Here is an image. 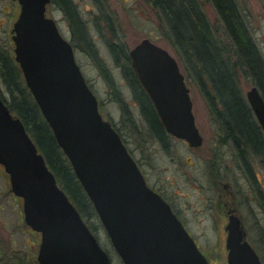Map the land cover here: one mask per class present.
Instances as JSON below:
<instances>
[{
    "label": "water",
    "instance_id": "95a60500",
    "mask_svg": "<svg viewBox=\"0 0 264 264\" xmlns=\"http://www.w3.org/2000/svg\"><path fill=\"white\" fill-rule=\"evenodd\" d=\"M15 61L54 136L92 201L124 264H208L169 204L145 182L136 160L100 109L72 43L47 16L51 0H18ZM137 80L161 125L199 147L189 88L176 58L149 38L130 51ZM245 98L264 133V98L251 85ZM0 163L23 199L25 222L41 234L40 264H112L46 163L22 120L0 95ZM227 264H263L240 219L229 215Z\"/></svg>",
    "mask_w": 264,
    "mask_h": 264
},
{
    "label": "rangeland",
    "instance_id": "374dc122",
    "mask_svg": "<svg viewBox=\"0 0 264 264\" xmlns=\"http://www.w3.org/2000/svg\"><path fill=\"white\" fill-rule=\"evenodd\" d=\"M235 1L264 60V0ZM73 2L86 26L83 34L85 41L90 42L89 45L82 42L77 37L78 34L73 35L71 22L58 4L52 3L48 6V16L56 20L66 39L78 44L75 49L77 61L100 102L102 114L120 129L148 184L164 194L168 202L175 207L209 264H227L224 229L227 216L226 212L214 204L220 185L214 181L216 175L211 165L213 163L220 166L221 182H228L232 187L231 191L235 193L232 200L226 191L222 194V200L228 201L229 207L240 215L246 237L264 264L262 207L253 198L254 194L247 191L250 185L232 157L236 153L227 147L230 144L225 147V143L219 140L222 134L213 122L195 69L184 67L175 48L165 38L163 27L158 23V16L156 17L151 9H147L142 0ZM20 8L15 0H0V50L5 53L8 51L13 58L15 43L11 29L16 16L11 23L9 18L10 14L19 12ZM202 10L214 28V36L224 39L227 44L222 23L214 7L207 2L203 4ZM143 38H149L164 47L178 61L190 90L195 124L203 138L200 147L190 148L182 140L169 135L166 136L167 149H164L157 138L150 134L133 90L122 75L123 59L117 61L111 50V45L116 43L130 50ZM98 60L105 64L103 66L113 77V84H109ZM196 71L199 69L196 68ZM237 82L245 97V92L252 85L250 80L239 72ZM0 88L8 94L1 77ZM119 99H123L127 104V110L122 107ZM255 164L256 167L259 166L258 187L264 192V170L259 161ZM91 222L95 225L94 231L101 246L110 255L111 263L124 264L100 218L94 217ZM40 243L41 234L25 222L23 199L12 192L10 176L4 166L0 165V264H40L37 259Z\"/></svg>",
    "mask_w": 264,
    "mask_h": 264
},
{
    "label": "trees",
    "instance_id": "16d2710c",
    "mask_svg": "<svg viewBox=\"0 0 264 264\" xmlns=\"http://www.w3.org/2000/svg\"><path fill=\"white\" fill-rule=\"evenodd\" d=\"M142 1L147 9H151L160 19L158 23L163 27L165 38L175 48L184 67L195 69L200 89L207 100L213 122L218 129L226 130L229 133L228 138L232 137L235 144H243L245 141L256 144L260 141L259 137L252 132L256 128L259 129V126L255 124L252 110L238 86L237 74L240 72L243 77L250 80L252 85L257 86L264 98V60L252 39L236 1ZM53 2L68 14L74 29L85 30L86 26L73 0H53ZM207 2L214 7L222 23L227 44L224 43V39H217L214 36V28L202 10L203 4ZM107 18L109 19L108 16ZM114 49L117 50L115 51L116 60L123 59L122 66L126 68L125 76L132 84L137 105L150 134L154 138L163 139L166 136L165 131L151 102L143 93L136 76L131 71L129 50L122 44L114 46ZM98 63L101 67L105 66L100 60ZM196 68L199 69L198 72ZM0 77L8 93L6 94L0 88L1 97L12 112L22 120L39 151L45 157L47 165L55 174L58 184L67 193L95 234V225L91 222L94 217L98 216L95 207L77 178L69 159L59 146L51 127L42 115L15 58L9 55L0 57ZM203 81L210 83V88L205 86ZM119 102L127 110L124 100L119 99ZM112 124L126 144L120 129L114 123ZM260 145H264V139ZM96 237L98 238L97 235Z\"/></svg>",
    "mask_w": 264,
    "mask_h": 264
},
{
    "label": "flooded vegetation",
    "instance_id": "af4514ba",
    "mask_svg": "<svg viewBox=\"0 0 264 264\" xmlns=\"http://www.w3.org/2000/svg\"><path fill=\"white\" fill-rule=\"evenodd\" d=\"M19 5H20V3H19V1L18 0H15ZM52 3H54L53 2V0H51V2H50V4H52ZM50 4H48V6L50 5ZM21 6V5H20ZM48 6H47V16H48ZM62 9V8H61ZM63 10V9H62ZM64 11V10H63ZM5 12V11H4ZM20 12H21V8H20V11L19 12H16V13H12V14H10V18H9V22L11 23L12 22V20L14 19V17L16 16V19H15V21L13 22V25H12V29H11V32L13 33V29H14V24H15V22L17 21V19H18V17H19V15H20ZM7 14H9L8 12H6ZM64 13L66 14V16L68 17V14L64 11ZM49 17V16H48ZM69 18V17H68ZM70 21V20H69ZM70 25L72 26V24L70 23ZM72 32H73V35L75 36H77V34H78V38L80 39V40H82V42H84L86 45H89L90 44V42H86L85 41V35L83 34V32H84V30L83 29H81V28H79L78 30H76V29H74V28H72ZM14 34V33H13ZM13 34H12V39H13ZM14 41V40H13ZM70 41V40H69ZM71 42V41H70ZM72 43V45H73V47H74V50L77 48V46H78V44L77 43H74V42H71ZM116 43V42H115ZM118 45V43H116V44H112L111 45V50H112V52H113V54H114V56H116V54H115V51H117L116 49H114V46H117ZM132 49V48H131ZM131 49L129 50V55H130V51H131ZM7 52L8 51H6V53L4 52V51H2V50H0V57H3V56H6V55H9V56H11L10 54H9V52H8V54H7ZM75 54H76V52H75ZM131 59V58H130ZM76 60H77V58H76ZM78 62V61H77ZM79 64V63H78ZM80 65V64H79ZM122 66V65H121ZM81 67V66H80ZM105 68L106 67H103L102 68V72H105L106 73V77H107V79H108V82L110 83V84H113V77H111V75L110 74H108V71H106L105 70ZM107 69V68H106ZM82 70V69H81ZM125 71H126V68L124 67V66H122V68H121V72H122V75H123V77H124V79L127 81V84H128V86L131 88V90H132V84L130 83V81L128 80V78H127V76H125ZM131 71L133 72V74L136 76V78H137V75H136V73H135V71L133 70V68H132V65H131ZM83 72V71H82ZM183 73V72H182ZM184 75V74H183ZM86 78V77H85ZM132 81V80H131ZM137 82H138V80H137ZM184 82H185V84H186V81H185V76H184ZM138 84H139V82H138ZM204 85L205 86H207L208 88H210V83H204ZM139 86L141 87V85L139 84ZM187 86V85H186ZM141 89H142V87H141ZM259 90V89H258ZM142 91H143V93L147 96V94L144 92V90L142 89ZM189 92H190V90H189ZM259 92H260V90H259ZM133 93V95H134V98H135V100H136V94L134 93V92H132ZM261 93V92H260ZM96 95V94H95ZM262 95V94H261ZM263 97V96H262ZM147 98H148V96H147ZM149 99V98H148ZM246 99V98H245ZM149 101H150V99H149ZM247 101V100H246ZM151 102V101H150ZM248 103V102H247ZM99 104H100V102H99ZM152 104V103H151ZM153 106V105H152ZM154 108V107H153ZM139 110H140V108H139ZM155 110V109H154ZM140 113H141V111H140ZM155 113H156V111H155ZM141 115H142V113H141ZM157 115V114H156ZM252 116H253V120L255 121V124L257 125V126H259V129H255V130H252V132H253V134L256 136L257 135V137H259V139L258 140H260V141H258L256 144H250V143H246V141L242 144H235V142H234V140H233V138L231 137V139L230 138H228V136H229V133L226 131V130H220V132H221V136H220V138H219V140H220V142H222V143H225V147L227 146V145H229V146H227V147H229L230 149H233L234 150V152L236 153V155L235 156H232L235 160H236V163H237V166H238V168H240L241 169V171H242V174H243V177H244V179L246 180V182H248V184L250 185L249 187H248V189H247V191H250L252 194H254V197L253 198H255L256 200H257V202L261 205V207H262V210H263V212H264V192L258 187V184L260 183V181H259V172H257L258 171V167L259 166H257L256 167V162L257 161H259L260 162V165H261V168L264 170V145H260V143H261V141H263V139H264V133H263V131H262V129H261V127H260V125H259V123L257 122V120H256V118H255V116H254V114H253V112H252ZM158 117V116H157ZM159 119V118H158ZM110 121V120H109ZM159 122H160V120H159ZM161 124V123H160ZM162 126V125H161ZM163 127V126H162ZM164 129V128H163ZM164 131H165V129H164ZM165 134H166V136H171V137H174V136H172L171 134H169V133H167L166 131H165ZM166 136L163 138V139H157L160 143H161V145L163 146V148L164 149H167V141H166ZM174 138H176V137H174ZM176 139H179V138H176ZM179 140H182L185 144H187L188 145V143L185 141V140H183V139H179ZM189 146V145H188ZM190 148H198V147H191V146H189ZM200 147V146H199ZM128 148V147H127ZM129 150V152L132 154V152L130 151V149H128ZM132 156H133V154H132ZM134 157V156H133ZM135 159V158H134ZM136 160V159H135ZM136 162H137V160H136ZM0 165L1 166H3L1 163H0ZM137 165H138V163H137ZM139 166V165H138ZM212 170H214L213 172H215V179H214V181H215V183H217V184H219L220 185V188L219 189H217V193H216V197L214 198V200H215V202H214V204L215 205H217V207L220 209L221 208V210H223L224 212H226V216H227V223H226V225H225V227H224V229H225V231H226V235H227V230H226V226H227V224H228V218H229V215H231V214H234V215H236L239 219H240V222H241V225L243 226V223H242V220H241V217H240V215L231 207H229V204L230 203H228V201H223L222 200V194L223 193H225L226 191H228L229 192V195L231 196V199L232 200H234V195H235V193H234V191H231V189H232V187L230 186V184L228 183V182H226V183H222L221 181L222 180H220V176H221V168H220V166H215L213 163H212ZM141 170V169H140ZM6 171V170H5ZM142 172V171H141ZM142 174H143V177H144V179H145V182H146V184L152 189V190H154L155 192H157L168 204H169V206H170V208H171V210L173 211V213L176 215V217L181 221V223L183 224V226L185 227V229L187 230V232L189 233V235L192 237V235H191V233L189 232V230L187 229V227L185 226V223L180 219V217H179V213H178V211L175 209V207L171 204V203H169L168 202V200H167V198L165 197V195L164 194H162L161 192H159L158 190H156L155 188H153V187H151L150 186V184H148L149 182H148V180L146 179V176H145V174L142 172ZM241 191H239V193H240ZM253 201V200H252ZM255 202V201H254ZM213 204V205H214ZM244 228V227H243ZM193 238V237H192ZM247 238V237H246ZM194 239V238H193ZM247 240H248V238H247ZM194 241H195V243H196V240L194 239ZM225 244H226V238H225ZM197 245V244H196ZM197 247H198V245H197ZM38 257V256H37ZM207 262H208V260H207ZM208 264H209V262H208Z\"/></svg>",
    "mask_w": 264,
    "mask_h": 264
}]
</instances>
